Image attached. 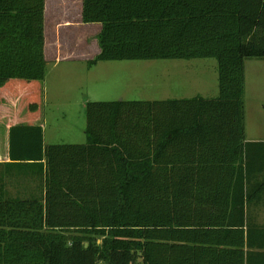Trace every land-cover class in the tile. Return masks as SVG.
Listing matches in <instances>:
<instances>
[{
  "label": "trees",
  "instance_id": "trees-1",
  "mask_svg": "<svg viewBox=\"0 0 264 264\" xmlns=\"http://www.w3.org/2000/svg\"><path fill=\"white\" fill-rule=\"evenodd\" d=\"M45 0H0V105L25 97L0 188V264H264V142H246L244 62L264 59V0H82L100 61L214 58L212 99L88 102L84 144L45 145ZM15 172V171H14Z\"/></svg>",
  "mask_w": 264,
  "mask_h": 264
},
{
  "label": "rangeland",
  "instance_id": "rangeland-1",
  "mask_svg": "<svg viewBox=\"0 0 264 264\" xmlns=\"http://www.w3.org/2000/svg\"><path fill=\"white\" fill-rule=\"evenodd\" d=\"M88 26L83 32L80 28L69 29L79 32L78 36L74 33L70 38H63L62 34L59 45L51 47L45 79L38 83L45 145L84 144L88 102L212 99L218 96L214 58L100 61L89 65L95 56H87L91 44L85 45V40L95 25ZM56 54L62 59L56 61ZM244 77L245 138L264 141V59L245 60ZM15 101L17 109L25 111L27 99L18 97ZM2 113L9 116L7 109Z\"/></svg>",
  "mask_w": 264,
  "mask_h": 264
},
{
  "label": "crops",
  "instance_id": "crops-1",
  "mask_svg": "<svg viewBox=\"0 0 264 264\" xmlns=\"http://www.w3.org/2000/svg\"><path fill=\"white\" fill-rule=\"evenodd\" d=\"M82 14V0H45L44 9V57L46 67L50 62L52 56L51 47L53 44H58L60 36L63 38H70L74 33L78 36L77 31L69 29L80 28L83 32L88 25H95V29L90 35H86L85 45L91 44V49L87 50L89 57L96 56L99 53L97 42V35L101 29L100 24H84L81 20ZM87 26V27H86ZM83 29V30H82ZM89 29V28H87ZM67 36V37H65ZM83 53V51H82ZM91 55V56H90ZM82 57V56H80ZM88 58V57H84ZM56 61L62 59L58 54L55 55ZM18 96H7L0 105V188L3 186L4 191L10 196H16L17 193L22 195H31L35 193L34 188L37 185L29 176L20 178L18 170L14 166L9 165L8 158V130L11 126L19 124H30L27 114V105L25 111L17 109L18 103L15 101ZM12 108V109H11ZM7 109L9 116L3 115V111ZM5 117V118H4ZM42 115L38 120L34 121V125L41 124ZM6 122H4V120ZM4 122V123H3ZM43 130V129H42ZM246 142H264L260 140H247ZM15 171V172H14ZM264 203L250 207V219L256 226L264 224Z\"/></svg>",
  "mask_w": 264,
  "mask_h": 264
}]
</instances>
